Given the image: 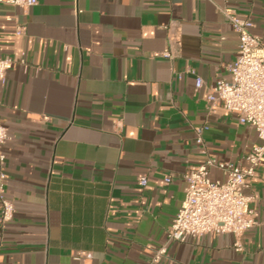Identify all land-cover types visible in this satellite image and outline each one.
Instances as JSON below:
<instances>
[{
    "label": "crops",
    "instance_id": "0c3cea01",
    "mask_svg": "<svg viewBox=\"0 0 264 264\" xmlns=\"http://www.w3.org/2000/svg\"><path fill=\"white\" fill-rule=\"evenodd\" d=\"M224 7L264 41V0L0 3V58L14 60L0 122L16 206L0 226V264H150L165 244L153 264H264V161L247 190L257 224L242 250L232 233L167 241L185 174L206 157L247 165L260 143L208 98L239 47ZM210 176L226 178L216 167Z\"/></svg>",
    "mask_w": 264,
    "mask_h": 264
},
{
    "label": "built area",
    "instance_id": "2783aa9c",
    "mask_svg": "<svg viewBox=\"0 0 264 264\" xmlns=\"http://www.w3.org/2000/svg\"><path fill=\"white\" fill-rule=\"evenodd\" d=\"M39 1L0 0V3L29 8ZM221 11L237 33L239 47L235 60L229 65L230 76L217 80L208 98L213 106L221 102L225 109L237 114L241 124L253 127L260 143L248 151L247 165L206 157L199 166L185 174V197L167 231V241L183 242L189 236L232 233L236 237L235 248L242 250L241 237L257 224L252 208L254 196L247 190L257 166L264 161V41L260 35L252 32L254 23L250 18L238 16L231 7H224ZM23 32L24 28L20 27L19 33ZM165 55L172 54L167 50ZM13 65V58H0V86L6 82L7 72ZM202 84L203 80L197 78V87ZM208 128L202 125L195 129L197 144H204V132ZM9 139L8 128L0 122L1 228L14 218L16 211L15 201L6 189L5 145ZM213 167L221 169L226 178L212 179L210 169ZM140 182L145 185L147 178L142 177ZM166 254L165 244L153 252L150 264L160 262Z\"/></svg>",
    "mask_w": 264,
    "mask_h": 264
}]
</instances>
